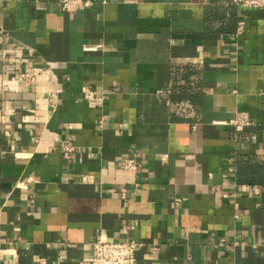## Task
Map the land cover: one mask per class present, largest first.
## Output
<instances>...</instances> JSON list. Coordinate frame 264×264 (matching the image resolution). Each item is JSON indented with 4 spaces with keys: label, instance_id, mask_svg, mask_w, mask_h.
<instances>
[{
    "label": "crops",
    "instance_id": "obj_1",
    "mask_svg": "<svg viewBox=\"0 0 264 264\" xmlns=\"http://www.w3.org/2000/svg\"><path fill=\"white\" fill-rule=\"evenodd\" d=\"M93 1L0 0V241L18 250L0 264H83L98 232L137 264H264V9ZM241 110L251 125L227 123Z\"/></svg>",
    "mask_w": 264,
    "mask_h": 264
},
{
    "label": "built area",
    "instance_id": "obj_2",
    "mask_svg": "<svg viewBox=\"0 0 264 264\" xmlns=\"http://www.w3.org/2000/svg\"><path fill=\"white\" fill-rule=\"evenodd\" d=\"M62 9L70 11L74 7L86 8L94 4L93 0H60ZM228 5H237L239 7H249L264 9V0H223ZM244 28V22L239 21L237 33H240ZM236 33V34H237ZM100 45L86 44L84 49L87 51L97 50ZM37 68L33 71L24 69L20 66H12L10 72L9 84L13 85H33L37 81ZM83 98L88 102L102 106L105 102V93L101 90L94 89L90 86L84 88ZM107 115L104 114L97 121V127L101 129L104 126ZM236 128H242L252 124V120L246 111H236L235 116L227 121ZM72 127V125H70ZM123 124L119 123L115 129L117 134L123 131ZM59 145L62 149L64 157L71 160L77 146L67 138L59 140ZM235 157V156H233ZM236 158H232L231 164L228 166L230 175L236 173ZM120 168L123 170L138 171L139 163L136 157H123L120 159ZM83 182H93L94 177L90 174L82 175ZM17 186L21 188L28 187L24 181L18 182ZM123 195L126 194V189H123ZM256 191L259 188L256 187ZM232 194V193H231ZM224 193L225 196L231 195ZM139 244L134 240L109 239L104 233L98 232L92 241V254L89 258L83 261V264H137V249ZM0 256L7 260H17L18 250L15 247H9L4 242L0 241Z\"/></svg>",
    "mask_w": 264,
    "mask_h": 264
}]
</instances>
